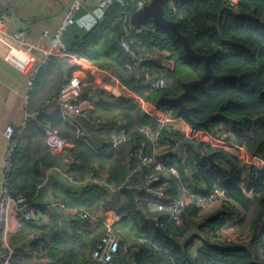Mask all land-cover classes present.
I'll list each match as a JSON object with an SVG mask.
<instances>
[{
    "label": "trees",
    "instance_id": "1",
    "mask_svg": "<svg viewBox=\"0 0 264 264\" xmlns=\"http://www.w3.org/2000/svg\"><path fill=\"white\" fill-rule=\"evenodd\" d=\"M125 1L128 3V11L133 13L139 1L146 5L151 0ZM163 8L165 17L178 23L192 48L199 54L211 56L213 73L228 77L222 80L208 79L204 86L194 88L193 95L185 99L194 121L204 122L209 119V124L198 127L195 133V140L200 144L199 153L191 146L184 147L181 155L175 153L176 140L186 138L190 123L179 112L177 104H157L162 96H178L185 82L197 80L205 72L204 62L186 55L171 30L155 26L154 32L132 31L124 36L130 40L133 49H137L140 44L148 50L169 51L175 63L170 72L165 71L158 59L142 60L144 62L139 68L137 65L126 69L125 64L133 61L121 48L120 40L108 44V50L117 56L115 64L104 66L99 63L98 66L113 71L126 87L153 103L157 110L166 111L176 119L179 130L162 127L161 140L166 145V164L174 166L180 178L171 180L167 185L152 182L149 176L155 173V166L144 165L133 157L132 152L143 137L137 128L142 125L157 128V121L127 95L115 98L112 106L106 108H116L122 112L127 121L124 130L129 135V139L118 146L117 150L120 151L109 156L103 155L104 149L98 150V154L87 143L76 139L70 125L59 112L43 114V108L53 97L35 111L37 114L28 119L26 127L29 123L40 125L42 119L49 120L56 128L61 125L70 135L68 140L74 144V148L71 153L65 152L61 157L50 149H44L38 155L30 154L28 146L23 145L25 127L24 137L14 151L8 175L11 191L22 194L27 202L36 204L38 187L44 180L41 167H50L62 160L63 156L74 161L70 163L68 171L74 179L99 173L94 167L96 163L101 168L107 167L108 181L118 187L127 179L132 184L133 171L130 170L135 168L146 178L141 185L132 186L137 192L134 195L135 202L147 217L156 220L158 226L143 221L131 200L121 205L117 210L121 219L130 217L145 240L125 242L119 237V252L108 264H264V0H237L234 5H230L227 0H165ZM124 11V6L112 5L108 23L116 21L117 27H122ZM151 24L153 22L149 20L148 25ZM98 34L99 31L93 33L89 40L99 37ZM45 70L34 84L29 99ZM147 73H156L159 77L164 75L166 85L153 89L143 86ZM219 134L222 137H218ZM125 150L130 157L127 163L122 156ZM203 154L212 155V161L203 159ZM153 183L165 185V194L170 197L169 200L178 196L179 185L201 195L215 187L225 189L227 194L221 201L224 212H217L194 223L188 218L198 217L203 208L193 203L182 211V222L172 219L165 211H151L144 199L154 197L144 188ZM239 184H244L245 188H254L258 196L247 197L238 187ZM92 188L86 190L83 197V206L88 208L95 205L105 192L102 186L92 185ZM38 207L41 208L40 205ZM27 223L30 222L23 221L24 225ZM195 224L198 226L193 227ZM29 225H33L29 227L35 233L42 229L40 225ZM193 229H197L200 234L181 246L180 243L186 239L185 235ZM41 237H35L30 245L38 246ZM183 237L184 240L180 241L179 238ZM196 239L201 241L199 245L195 244ZM63 244L52 240L46 245L51 254L57 256L53 264L72 263L71 248L56 255L62 246L64 249L70 246L68 243ZM84 263L102 264L94 260Z\"/></svg>",
    "mask_w": 264,
    "mask_h": 264
},
{
    "label": "crops",
    "instance_id": "2",
    "mask_svg": "<svg viewBox=\"0 0 264 264\" xmlns=\"http://www.w3.org/2000/svg\"><path fill=\"white\" fill-rule=\"evenodd\" d=\"M68 4L69 0H0V13H6L9 17L8 22L0 24V190L5 178L4 156L8 145L4 135L5 128L8 125L18 127L28 114L35 115V111L41 108L48 99L55 97L61 83L72 75L89 80L92 82L91 88H102L105 92L91 101L84 97L81 104L87 116L76 117L77 126L67 122L76 139H81L78 132L80 131L86 137V140H81L87 143L93 151L98 152L104 149L106 154L103 153V155L108 156L120 151L117 150L118 148H110L113 143L112 131L124 129L127 121L120 110L106 109L112 106L115 98L127 95L143 110L137 99L142 98L139 94L126 87L113 71L98 66L99 63L104 66L115 64L117 56L108 50V44L113 41L119 42L122 37L120 36L122 27H117L116 21L108 23L111 6H102L97 0L84 1L83 7L76 14L74 24L63 36L64 44L69 52L58 53L51 58L48 67L39 79L35 92L27 102V83L30 72L36 63L47 54L51 36L56 33L63 21ZM20 29L27 31L23 45L10 39V34ZM45 31H48V36L44 35ZM98 31L97 36L99 37L89 40L93 33ZM147 103V108L156 107L148 100ZM90 116L103 119V126L99 131H94ZM39 126L29 123L25 130L23 145L28 146L30 154L38 155L44 149H50L46 143V134ZM57 127L67 145L65 149L50 150L61 157L65 152L71 153L74 144L68 140L70 135L62 129L61 125ZM184 150L185 148L182 152ZM126 151L122 156L127 163L130 157ZM60 162L61 160L58 161ZM56 164L41 167L44 180L39 185L38 196L35 198L36 204L41 207V218L32 224L40 225L42 229L35 233L29 227L33 225H29L30 223L24 225L20 218L12 217L7 229L4 230V244L14 250L10 264L56 263L57 256L52 255L46 246L52 240L64 243L63 245L68 243L71 246L67 245L65 249L62 246L56 252V255H60L66 249L71 248L70 253H73L70 258L71 264H85L84 262L88 260L92 262L94 260L92 250L104 232V221L111 222L117 229L119 237L125 242L145 240V236L137 230L133 220L130 217L121 219V215L117 212L121 205L131 200L128 193L120 191L125 182L116 189L102 186L105 189L104 195L102 193L95 205L88 208L83 206V197L86 190L93 189L92 185L71 182L53 169ZM94 167L104 179L108 180L106 166L101 168L95 163ZM130 171H133L132 184L128 186L141 185L145 181L146 178L144 179L141 171L135 168ZM135 192L136 190L134 191L136 196L137 192ZM147 193L157 201L170 199L165 194V185L162 184L153 183L147 187ZM216 203H220L217 209L213 208L216 205L212 206L215 203H210L199 212L198 217L188 219L199 223L217 212L223 213L222 202ZM59 204H65L66 208H61ZM83 213L94 216L96 221L83 218L81 216ZM197 226L198 224H195L193 227ZM189 234L185 237L187 238ZM35 237H41V243L32 247L30 241ZM185 237L179 240L182 241ZM200 243L199 239L195 240L196 245Z\"/></svg>",
    "mask_w": 264,
    "mask_h": 264
},
{
    "label": "built area",
    "instance_id": "3",
    "mask_svg": "<svg viewBox=\"0 0 264 264\" xmlns=\"http://www.w3.org/2000/svg\"><path fill=\"white\" fill-rule=\"evenodd\" d=\"M85 0H69V4L65 11V16L61 24L59 25L56 33L51 36V42L47 54L41 58L32 68L29 80L27 83V102L29 101V94L34 87L38 77L48 66L50 59L58 54H66L69 49L65 46L63 41L64 33L72 26L75 22L77 12L83 7ZM102 6H112L118 4L125 7V21L122 26V37L120 39L121 48L131 57L133 63L125 64L126 69H131L137 66L139 62L146 59H158L161 60L162 65L166 72H170L174 69L175 63L171 57L169 51L166 50H148L140 44L137 49L131 47L130 40L124 38L129 35L130 32L135 31L140 33L142 31L154 32L156 27L154 24L142 25L139 28L133 27L130 23L131 12L128 11V3L125 0H97ZM230 5L237 3V0H227ZM144 2L139 1L137 3V9L144 7ZM9 17L6 13H0V24L8 22ZM44 35H49L48 31L44 32ZM27 37V31L24 29L17 30L10 34V39L20 44H24ZM166 85V78L164 75L159 77L156 73L146 74L143 86L148 89L157 87H163ZM92 82L86 80L80 76L72 75L65 83L62 84L56 97L48 101L43 108L42 112L44 115H50L55 112H59L66 122L77 126L75 118L78 116H87L86 111L82 107L81 102L84 97L88 100H93L95 97L105 94L102 88H91ZM139 98V97H138ZM137 98V99H138ZM143 99V98H142ZM139 100V105L143 107V110L157 121V128L148 125H142L137 128L138 132L143 135L142 139L137 142V147L132 152L133 157L140 163L149 166H155V173L149 176V180L152 182H162L167 185L173 179H179V173L174 166L166 164L165 150L166 145L161 140V129L167 126L169 130L178 131L179 127L176 125V119H174L168 112L163 110H157L156 108H147L148 103L144 104ZM146 106V107H145ZM146 110H145V109ZM37 114V113H36ZM31 114H28L23 123L14 127L8 125L5 128L4 135L8 141L5 159V178L0 190V264H10L14 250L8 245L4 244V230L7 229L8 223L12 217L20 218L22 221L34 223L37 222L41 217V211L37 204L27 202L26 198L19 193H13L10 188L9 173L12 168L13 154L20 141L24 137V130L29 118H32ZM94 131H99L103 126V119L100 117L90 116L89 117ZM40 127L46 134L47 146L52 150L65 149L67 142L61 136L58 128L54 127L52 123L47 119H42ZM221 129V128H220ZM217 129H215L216 131ZM190 131V130H189ZM79 132V136L82 140H86L83 133ZM189 135V133H188ZM187 135V136H188ZM186 136V137H187ZM113 143L111 149H116L118 146L129 139V135L126 130H114L112 131ZM218 137H222L219 134ZM195 140V135H194ZM196 141V140H195ZM253 161V160H252ZM72 162L68 156H63L60 163L56 164L53 169L69 179L75 184L81 185H93V186H107L110 188H118L112 182L104 179L100 173H92L83 179H74L69 173V166ZM129 179L126 180L125 184L129 185ZM238 187L244 192L247 197H256L258 194L254 188H245L244 184H239ZM147 191V188H144ZM227 192L225 189L215 187L212 191L207 194L201 195L190 191L189 189L179 185L178 196L175 199L167 201H157L154 198H145L151 209V211H165L172 219L180 221V215L182 211L190 203L195 204L197 207L204 208L210 203H216L225 199ZM63 209L66 208L65 204H59ZM83 218H88L96 221V218L88 213L81 214ZM104 234L100 237L92 250V258L94 261L108 264L112 262L114 257L118 254L120 249V240L117 229L111 222L104 221Z\"/></svg>",
    "mask_w": 264,
    "mask_h": 264
},
{
    "label": "water",
    "instance_id": "4",
    "mask_svg": "<svg viewBox=\"0 0 264 264\" xmlns=\"http://www.w3.org/2000/svg\"><path fill=\"white\" fill-rule=\"evenodd\" d=\"M164 1L165 0H151L149 3L144 5L141 9H138L134 11L131 16H130V23L133 25L135 28H139L142 25H146L149 20H152L153 24L156 27L159 28H164V29H169L175 36V38L179 41V43L182 45L183 50L185 51V54L188 55L189 57L200 60L204 62V68L205 72L203 75L193 81H188L183 84V91L181 94H179L176 97H164L162 96L157 104H162V103H175L179 106V112L184 115V117L187 119V121L190 123V131L189 135L183 139V140H176V147H175V153L178 155L182 154L183 148L186 146H191L195 149L197 153L200 152V144L194 140V135L196 133V130L198 127L201 126H207L209 124V119H207L204 122H196L194 121L191 116H190V108L185 104V99L189 96L193 95V89L198 87V86H204L205 82L208 79H213V80H222L225 78H228L226 76H219L215 75L213 73L211 64H210V59L211 56L208 55H203L197 53L191 46L190 41L188 37L183 34L180 31L178 23L169 20L165 17L164 15ZM122 36V34H120ZM144 61H141L138 64V68L140 67L141 63ZM203 159H207L209 161H212V155H202ZM136 190L135 187H130L127 184H124L120 191L121 192H126L131 198V201L134 205L135 211L140 215L141 219L146 222H150L153 226H158L157 222L153 218L147 217L137 206L135 199H134V191ZM200 234L197 229H193L188 237L180 243L181 246L186 245L195 235ZM220 246H237V245H225V244H219Z\"/></svg>",
    "mask_w": 264,
    "mask_h": 264
},
{
    "label": "rangeland",
    "instance_id": "5",
    "mask_svg": "<svg viewBox=\"0 0 264 264\" xmlns=\"http://www.w3.org/2000/svg\"><path fill=\"white\" fill-rule=\"evenodd\" d=\"M141 99H142V98L139 97V98H138V101L141 100ZM142 100H143L142 102H143L144 104H146L147 100H145V99H142ZM218 202H220V201H218ZM219 204H220V203H219ZM219 204L215 203V204H213L212 206L216 205V207L214 206L213 208H214V209H217V207L219 206ZM230 232H231V231H230ZM230 232H229V233H230Z\"/></svg>",
    "mask_w": 264,
    "mask_h": 264
}]
</instances>
